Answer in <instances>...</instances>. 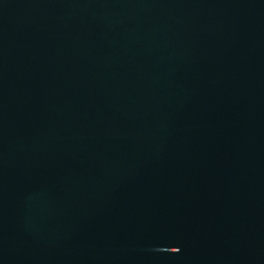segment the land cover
Masks as SVG:
<instances>
[{
  "label": "water",
  "instance_id": "95a60500",
  "mask_svg": "<svg viewBox=\"0 0 264 264\" xmlns=\"http://www.w3.org/2000/svg\"><path fill=\"white\" fill-rule=\"evenodd\" d=\"M0 264H264V0H0Z\"/></svg>",
  "mask_w": 264,
  "mask_h": 264
}]
</instances>
